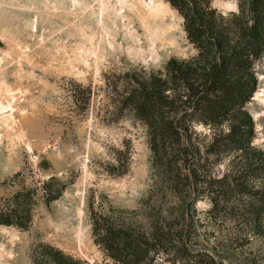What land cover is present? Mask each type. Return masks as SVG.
<instances>
[{"label":"rangeland","instance_id":"obj_1","mask_svg":"<svg viewBox=\"0 0 264 264\" xmlns=\"http://www.w3.org/2000/svg\"><path fill=\"white\" fill-rule=\"evenodd\" d=\"M156 6L161 19L153 20ZM213 7L227 16L239 12L236 0H214ZM197 55L183 18L165 0H0V207L21 193L37 203L28 230L0 227V264H48L41 256L47 246L85 264H113L95 242L91 213L147 227L142 203L154 170L147 128L133 113L118 122L107 115L106 77L159 71ZM255 74L246 109L253 146L264 153V58ZM86 87L93 91L89 110ZM127 147L129 172L111 175L117 152ZM239 155L209 157L206 172L239 176ZM247 179L264 185V173ZM62 185L63 195L46 204L47 189L56 194ZM233 199L235 207L244 200ZM165 200L166 208L185 203ZM212 208L203 196L180 220L190 226L187 258L173 252L155 264H264V224L252 230L233 222L236 213L215 215Z\"/></svg>","mask_w":264,"mask_h":264},{"label":"trees","instance_id":"obj_2","mask_svg":"<svg viewBox=\"0 0 264 264\" xmlns=\"http://www.w3.org/2000/svg\"><path fill=\"white\" fill-rule=\"evenodd\" d=\"M165 1L183 18L198 55L172 59L159 71L140 68L106 77L107 115L118 122L133 113L147 128L154 170L152 189L142 203L147 227L120 226L113 217L91 213L95 242L113 264H155L173 252L187 258L184 236L190 226L180 220L203 196L211 200L215 215L236 213L233 222L252 230L264 224V185L247 179L264 173V153L253 146L255 124L246 109L258 86L255 65L264 58V0H236L239 12L228 16L213 7L214 0ZM84 91L89 110L93 91ZM230 154H240L239 176L230 172L217 179L206 172L209 157ZM131 159L130 147L118 151L109 173L126 175ZM66 189L62 185L56 194L47 189L45 203L57 201ZM236 195L244 199L237 207ZM169 196L185 203L166 208ZM36 204L32 193L7 200L0 207V227L28 230ZM42 250L48 264H85L49 246Z\"/></svg>","mask_w":264,"mask_h":264},{"label":"bare ground","instance_id":"obj_3","mask_svg":"<svg viewBox=\"0 0 264 264\" xmlns=\"http://www.w3.org/2000/svg\"><path fill=\"white\" fill-rule=\"evenodd\" d=\"M152 5H153V4H152ZM149 7H150V6H149ZM152 9H153V12H154V14H155V16H156V17H153V18H154L153 20H155V19H161V18H160L161 16H160L159 13L157 12V10L159 9V7L156 6V7H153ZM161 15H162V14H161Z\"/></svg>","mask_w":264,"mask_h":264}]
</instances>
